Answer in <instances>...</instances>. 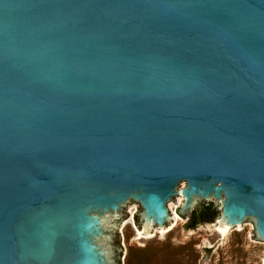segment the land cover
Returning a JSON list of instances; mask_svg holds the SVG:
<instances>
[{"label": "water", "instance_id": "95a60500", "mask_svg": "<svg viewBox=\"0 0 264 264\" xmlns=\"http://www.w3.org/2000/svg\"><path fill=\"white\" fill-rule=\"evenodd\" d=\"M182 202L264 245V0H0V264H119Z\"/></svg>", "mask_w": 264, "mask_h": 264}, {"label": "rangeland", "instance_id": "374dc122", "mask_svg": "<svg viewBox=\"0 0 264 264\" xmlns=\"http://www.w3.org/2000/svg\"><path fill=\"white\" fill-rule=\"evenodd\" d=\"M180 208L179 204L172 206L175 219ZM128 218L131 223L118 225L122 228L117 241L123 258L119 264H264V245L256 227L223 237L215 223L193 230L181 217L183 221L175 220L177 226L167 236L160 231L151 239L146 233L145 239L139 240L143 212L133 209Z\"/></svg>", "mask_w": 264, "mask_h": 264}, {"label": "trees", "instance_id": "16d2710c", "mask_svg": "<svg viewBox=\"0 0 264 264\" xmlns=\"http://www.w3.org/2000/svg\"><path fill=\"white\" fill-rule=\"evenodd\" d=\"M220 217V212L215 208L214 204L205 205L198 211L194 212V217L190 220L188 228L197 229L203 224H213Z\"/></svg>", "mask_w": 264, "mask_h": 264}, {"label": "bare ground", "instance_id": "6f19581e", "mask_svg": "<svg viewBox=\"0 0 264 264\" xmlns=\"http://www.w3.org/2000/svg\"><path fill=\"white\" fill-rule=\"evenodd\" d=\"M183 204H184V202L179 203V206L182 207ZM175 220L177 221V223L183 221V219L178 214H176V219ZM215 228L223 235V237L227 236V235L223 234L221 226L215 225ZM138 236H139V240L145 239L146 232L142 231V230H138Z\"/></svg>", "mask_w": 264, "mask_h": 264}]
</instances>
